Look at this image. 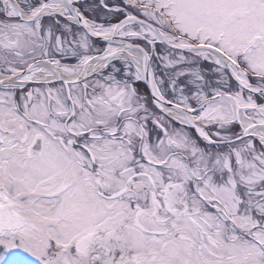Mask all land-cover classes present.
Masks as SVG:
<instances>
[{
	"label": "snow or ice",
	"instance_id": "obj_1",
	"mask_svg": "<svg viewBox=\"0 0 264 264\" xmlns=\"http://www.w3.org/2000/svg\"><path fill=\"white\" fill-rule=\"evenodd\" d=\"M0 264H264V0H0Z\"/></svg>",
	"mask_w": 264,
	"mask_h": 264
}]
</instances>
